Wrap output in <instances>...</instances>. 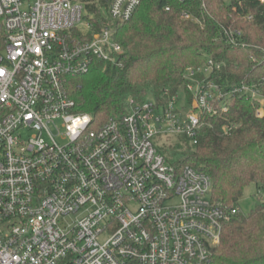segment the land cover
<instances>
[{
	"label": "built area",
	"instance_id": "1",
	"mask_svg": "<svg viewBox=\"0 0 264 264\" xmlns=\"http://www.w3.org/2000/svg\"><path fill=\"white\" fill-rule=\"evenodd\" d=\"M139 3L0 0V264H206L237 218L207 174L169 163L152 139L180 134L195 146L203 118L226 114L236 95L263 118L256 85L209 80L222 66L209 59L186 71V108L180 92L129 98L95 129L75 112L69 81L97 63L122 66L115 25ZM224 38L236 48L242 32Z\"/></svg>",
	"mask_w": 264,
	"mask_h": 264
},
{
	"label": "trees",
	"instance_id": "2",
	"mask_svg": "<svg viewBox=\"0 0 264 264\" xmlns=\"http://www.w3.org/2000/svg\"><path fill=\"white\" fill-rule=\"evenodd\" d=\"M232 7L236 10L232 11ZM168 9V10H166ZM182 12L192 19H183ZM248 17H252L248 20ZM242 32L238 47L225 42L224 30ZM122 53L117 64H94L69 81L75 112L99 128L112 115L127 111V100H164L182 93L187 104V69L203 67L209 59L221 64L209 80L228 87L256 85L264 95V5L260 0H140L132 18L115 25ZM254 60V61H253ZM259 103L244 95L232 98L223 116L204 117L197 144L175 153L171 163L189 165L212 181L211 196L237 205L254 184L264 193V117ZM224 126L232 128L225 133ZM225 225L220 243L206 264H264V203Z\"/></svg>",
	"mask_w": 264,
	"mask_h": 264
},
{
	"label": "rangeland",
	"instance_id": "3",
	"mask_svg": "<svg viewBox=\"0 0 264 264\" xmlns=\"http://www.w3.org/2000/svg\"><path fill=\"white\" fill-rule=\"evenodd\" d=\"M86 14L87 13H84V15ZM152 143L157 148V150L167 158L169 163H171L170 160L175 153L185 151L188 147L192 146L184 136L171 133H160L154 136L152 139ZM260 195L261 197H263L264 193H261ZM258 201L259 195L257 189L254 184H251L245 189L244 194L238 203V206L244 214H247L256 206Z\"/></svg>",
	"mask_w": 264,
	"mask_h": 264
}]
</instances>
